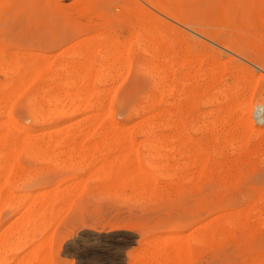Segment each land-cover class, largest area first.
I'll list each match as a JSON object with an SVG mask.
<instances>
[{
	"label": "bare ground",
	"instance_id": "obj_1",
	"mask_svg": "<svg viewBox=\"0 0 264 264\" xmlns=\"http://www.w3.org/2000/svg\"><path fill=\"white\" fill-rule=\"evenodd\" d=\"M93 1L94 0H73L69 5L73 6V10L76 15L88 18L93 16L103 18L106 22L105 25L101 24L102 27L97 29L95 27V30H92L94 32V34H92L93 37L88 38V36H86L88 39H86V37L83 40L79 38V40H75V43L71 42L72 45L66 48L60 57L55 58V60L50 61L49 57L43 54L41 55L27 52L22 54L23 61L20 65L18 59L11 63L7 62V60H5L2 56L3 51H0V75H3L4 77V80H0V118L2 116L6 118V121L0 122V212L3 209H9V218L12 221H8V225L0 223V264H57L54 250L55 231L52 229V226L54 223L57 224V222L61 219V217L60 219L57 218V213L60 212V214H62V210H67L69 212L74 201L86 192L84 178L86 179L88 177H85L84 173H82L83 176L81 175L80 171L82 168L93 170V173H91V170H89L90 172L85 173L87 174L86 176L90 175L89 180L91 182L92 179L94 181H99L107 189L117 192L119 190V193L125 191H122V189L128 188V192L145 196V199H147L146 197L159 199L166 193L167 196L170 195L171 197V193L177 191L182 192L185 190L183 189V186H178L177 181L182 184L192 182L194 178H197L198 180H209L212 179V177L214 178L217 173L220 175V172L215 173L213 170L209 169V166L212 165L211 158L214 153H212L211 157H209L203 149L199 148V150L197 149L194 153L190 151L192 148L186 149V146L189 145H186L187 141L184 139L187 137H185L187 132H182V134H180V137L182 135V149H180L182 150L181 158H190V161L187 163L183 161L178 169L172 170L167 164V150L169 148V145L167 144L168 135H164V137L162 135H157V133H161L163 130L167 131V121L164 122L163 120V122L161 121L159 124L152 123V120L150 121L148 117L145 116L146 106L145 108L142 105L141 106L143 108H135V106L128 111H122L123 119L121 121L115 120L112 102L105 104V101L103 100V95L107 93L109 94L110 90H101L102 88L99 89V86L98 89L101 90L99 91L97 86H105L108 84V81L112 82L119 79L121 77L120 72L122 70H125L124 72L127 70L128 73V70L133 68L131 67L132 61L130 60V57L132 58L135 53L137 54V49H151L149 46L152 43L154 46L157 45L158 49L161 47L165 50L167 49V44L160 40V38L157 40L156 37L153 38V36H151L158 28L156 29V24L151 22L153 19L150 21L148 19V21L143 20V23H138L139 25L136 24L137 26L135 24L132 25L133 43H136L135 46L137 49L134 50L129 46L126 50L122 51L116 45V40H113V37L111 36L112 31L108 28V25H111L113 22L122 21L131 26L130 19L133 13H131V11H133L132 9H134V7L130 10L129 8L131 7H129V5L127 6L125 2L126 7L122 9L123 4H119L121 5L119 8H121L122 11L118 12L116 17L114 16L113 18L112 16L114 14L110 16L106 11L98 12L96 3ZM131 1L135 2V0ZM144 1L165 18L168 17L175 23L182 25L190 33L200 36L204 34L206 37L209 36L208 38L211 39V42L218 45L223 50L225 49L232 53L235 52L238 57L246 59L255 64V66H260L264 70V61L258 57L259 55L256 56L255 53L253 56L248 55V53L244 50V45V48L240 45L242 44L240 41L238 42L236 39L234 40V38L231 39L230 37H225L222 32L223 30L220 28L219 29L221 31L215 30L216 26L219 27L227 24V27L235 28L239 32L253 31V23L258 21L260 22V26L264 32V0ZM98 2L100 1H97V3ZM51 4L53 3H50V5ZM27 9L28 8H26V10ZM140 10L141 9H139V11ZM60 11L62 10L60 9ZM134 11L136 15H133H135L136 19L142 18V13H137L136 10ZM30 12L32 14V11ZM51 12L52 11H50V13ZM53 14L58 16L56 11L55 13L53 12ZM53 14L52 17L57 18L53 16ZM68 15L64 13L63 16L68 17ZM217 16H222L227 19L225 21L220 20L217 22L216 19H214ZM246 16L249 18L253 17L251 18L253 22H250L251 24L245 22L246 24L243 25L244 22L240 23L238 20L242 18L247 19L248 17ZM37 17H39V15ZM236 17L239 18L237 20L238 23L237 21L232 23V19H237ZM249 18L248 21H251ZM59 19H61V17ZM64 19L66 20V18ZM64 19L62 18L61 20ZM70 19L68 21H70ZM143 19L145 18L143 17ZM211 20L212 22H210ZM213 23H215L214 26ZM53 24L54 22L52 25ZM78 29L84 32L83 35L87 31L82 28V26ZM35 33L36 36L33 37L36 40H40L45 35L44 31L42 32L40 29L36 30ZM206 33L207 35H205ZM143 34L147 35L143 36ZM58 40L59 38H55L51 43H56ZM141 52H146L148 54L147 51ZM146 53L145 55H147ZM14 56L19 55L14 54ZM96 56L100 58L99 63H96L95 61ZM117 56L122 58V61H119L118 59L120 58L117 59ZM140 60L142 59L140 58ZM191 60L190 58L187 60L188 64H193ZM165 63L166 62L163 64L164 67L162 66L163 68H161V65L160 68H157L158 66L155 65L160 79L158 80L160 81L162 88L166 86L165 84L168 80L167 66ZM183 63L182 65H184ZM202 63L203 62L199 61V59L197 60L199 69L200 65L203 66ZM134 64L135 63H133V65ZM19 68H21V72L17 73ZM134 69L136 68H133V70ZM216 71L217 68H212L211 74L209 75L200 73L201 70L195 74H192L191 71L186 72L183 77V82L178 89L179 98H188L189 96L195 94L193 93L194 91L192 93H186L185 91V86H188L191 83V80L201 81L209 77V79H214L215 81ZM112 72L115 74H111ZM222 79L225 80V78ZM234 85L235 84H233V86ZM254 87L255 86L251 87V89H254ZM108 88H111V86L106 89ZM164 91L161 92L165 93L166 91ZM238 93L240 94V92ZM161 96L163 97V94ZM21 97L26 99L21 103H23V108L28 111L30 119L28 120L27 118V120H31L32 122L31 125L28 126L18 125L17 122L10 119V112L13 106L12 104L15 100ZM146 97L147 96H145V98ZM104 99H106V101L110 100L108 97ZM255 108L262 112V108H264V97L255 103ZM177 109H179L177 111L179 116L178 114L177 116L180 117L179 119L181 120L183 119L182 115L184 116V112L186 111L183 110V107ZM136 118H139L140 120L131 123ZM154 121L155 120H153V122ZM181 122L184 123V121ZM247 123H245L244 126ZM247 126L248 130L246 132L243 130L244 133L237 137L239 140V144H237L239 145V148L237 147L239 151H245L248 147V143H250L249 138L250 133L253 131V127L249 125ZM7 127L12 128L13 132H11ZM213 127L215 130L216 128L221 130L222 135H220L219 139L221 138V140L226 142H229L230 140L231 143L233 140L232 134L235 132L232 134L230 133L231 128L226 126L225 118H222L219 124H215ZM204 130L206 129L204 128ZM134 134H136L139 138L136 139ZM231 146L234 147V145ZM258 148L259 150L264 149V139ZM139 149H141V152ZM193 150L194 149H192V151ZM139 158H142L143 162H148L149 160H159L161 161V164H149L150 172H148L140 167L137 162ZM21 159L25 162L33 163L34 167L25 171V168L19 166V160ZM188 164L196 165L197 171L188 173ZM38 165L40 166L37 167ZM57 168H62L64 171H74L70 178L61 181L64 183H62L63 185H61V183L53 184L54 176L51 172L55 171V169L58 170ZM98 191L100 194L101 190ZM117 192H115V194H118ZM123 193L126 194L125 192ZM242 196L244 197V194ZM122 198L127 200L128 197L125 198L123 196ZM142 199L144 200V197ZM261 201H263V199ZM132 202L134 201L132 200ZM155 204L157 205V203ZM207 208L209 210V217H206L207 219L205 220L198 219L197 221H193L192 224L195 227L189 231V234L184 236L175 234L170 237H165L164 235L165 239L163 240L147 239L148 241L144 243L145 248L142 252H140V256L138 255V257L133 260L130 258V260H132L130 264H237L238 259L240 258H243L244 260L239 264H264V250H261L262 247L256 248L255 244H253L247 249L245 247L241 249L240 246L243 244L239 241L240 244L236 245L237 247L240 245L238 247L240 253H238L237 257L233 256V253L229 252V248L227 247L231 244L233 245L235 241L239 239H245L247 241H251L252 243H259L262 240L261 237L263 236L261 234V229L264 227V218L262 217L264 214V208L262 206L261 209L251 211V208L249 209L248 206L244 205V208L239 211H236V207V212L229 211L231 213L218 215L219 213L217 214V211L219 206L214 200L207 206ZM173 226L174 225H171V227H169L170 231L175 230L176 226ZM236 230L242 233V237L235 236L234 231ZM88 234L95 236V233L93 232ZM86 238H88V235ZM203 245L207 246L211 250L212 257H207V259H201L200 262H196L194 260V257L196 256L195 252Z\"/></svg>",
	"mask_w": 264,
	"mask_h": 264
},
{
	"label": "rangeland",
	"instance_id": "obj_2",
	"mask_svg": "<svg viewBox=\"0 0 264 264\" xmlns=\"http://www.w3.org/2000/svg\"><path fill=\"white\" fill-rule=\"evenodd\" d=\"M13 1L15 0H0V51H3V58H5V60L10 63L18 59L21 65V62L23 61L22 54L27 52L46 55L49 57L50 61H53L55 60V58L60 57L63 51L66 48L70 47L73 42L75 43V40H79V38L83 40L86 36H88V38L93 37L92 34H94V32L92 30H95V27L96 29L100 28L106 23L105 19L103 18L94 16L88 18L76 15L73 10V6L69 5L73 0ZM97 1L100 2L97 3ZM93 2L96 3L98 12L106 11L110 16L114 14L112 16L113 18L114 16L116 17V14L118 12L122 11L121 8H119L122 4V9L126 7L125 2L127 6L129 5V7H131L129 8L130 10L134 7V9H132L133 11H131V13L133 12L132 16H134H131V19L133 18L132 20L130 19L131 26L122 21L113 22L111 25H108V28L112 31L111 36L113 37V40H116V45L122 51L126 50L129 46L134 50L137 49L135 46L136 43H133L132 25H139L141 22L143 23L144 21H148V19L149 21L153 19L151 22H154L156 24V29L158 28L152 33L151 36H153V38L156 37L157 40H159L160 38V40L164 41L167 44H165L167 46V49L165 50H163V48L161 47H159L158 49L157 45L154 46V44L152 43L149 46L151 47V49L149 47V49H137V54L135 53L132 58L130 57V60L132 61L131 67L136 69L133 70V68H130V70H128V73L127 70L126 72H124L125 70H122L120 72L121 77L115 81H112L113 83L111 81H108V84L105 86H97V89L100 86L99 89L102 88L101 90H110L109 94L106 92L107 94L103 95V100L105 101V104H109L110 102H112L113 110L115 113V120L121 121L123 119L122 111H128L135 106V108H145L146 106L145 116L148 117L150 121L152 120V123L159 124L161 123V121L163 122V120L164 122L167 121V131L161 129L163 131L159 130L161 131V133H157V135H162L163 137L164 135H168L167 144L169 145V148L167 150V156L169 160L167 159V164L169 165V167H171L172 170L178 169L183 161L185 163L190 161V158H181L182 135L180 137V134H182V132H187V134L185 135V137H187L184 139L187 141V143L185 141L186 145L189 144L190 147L188 145L186 146V149H194L193 151L192 149L190 150L192 153L197 151V149L199 150V148L203 149L209 155V157H211V154L214 153L212 154L213 159L211 158L212 165L209 166V169L213 170V172L215 173L220 172V175H218L217 173V175L214 176L216 180L213 177L209 180H198L197 178H194L192 182H186L182 184L177 181L178 186H183V189L185 190H183L182 192H173L171 193V197L170 195L167 196L166 193L159 199L153 197H146L147 199H145V196L128 192V188L122 189V191L125 190L123 192H125L126 194H124L123 192L119 193V190L117 192L111 189H107L99 181L95 180V182L92 179L91 182L89 180L90 175L86 176L87 174H85L90 172L89 170L91 169L82 168V170L80 171L81 175L83 176L82 173H84L85 177H88L86 178L87 180L82 177L84 178L86 192L74 201L73 205L71 206L72 210L68 209L70 213L67 210H64L65 213L62 210V214L58 212V215L56 214L58 216L57 218L60 219L61 217V219L57 222V224L54 223L56 227L53 225V228L52 226V229H54L55 231L54 250L55 260L57 264H130L132 260L138 257L140 252H142V250L145 248L144 243H146L148 240H163L165 239V237H170L175 234L181 236L189 234V231L195 227L192 224L193 221H197L198 219L205 220L207 219L206 217H209V210L207 206L214 200L218 203L219 206L217 211V214L219 213L218 215L239 211L244 208V205L248 206L249 209L251 208V211L261 209V206L264 208V149L259 150L258 148L261 145L262 140L264 139V108H262V112L258 111L257 108H255V103L257 101H260L264 97V70L260 66H255V64L251 63L250 61L238 57L236 55L237 53L235 52L232 53L225 49L223 50L221 47L211 42V39L208 38L209 36L206 37L204 36V34L200 36L190 33L182 25L175 23L168 17L165 18L154 8H151V6H149V4L144 0H135V2H132L131 0H94ZM23 3H25L26 5ZM50 3L53 4L50 5ZM26 8L28 9L26 10ZM60 9L62 11H60ZM139 9L141 10L139 11ZM134 10H136L137 13H142L143 16L142 18H139L140 20L136 19ZM30 11H32V14ZM50 11L52 12L50 13ZM55 11L58 16L60 14L59 17L53 14V12L55 13ZM64 13L70 15L66 17L63 16ZM52 14L57 18L52 17ZM38 15L40 18L37 17ZM60 17L61 19L66 18V20H61L59 19ZM143 17L145 19H143ZM236 18L237 19L234 20L231 18L232 23L239 19L238 17ZM248 18H242L238 21L240 23L244 22L243 25L247 22H253V20H251V18L253 17L249 18L251 21H248ZM34 19L38 21H35ZM69 19L70 21H68ZM214 19H216V21L218 22L220 20L225 21L227 18L217 16ZM212 20L210 22H212ZM131 21L133 22V24ZM53 22L54 24L52 25ZM67 23H69L70 25ZM214 24L215 23H213V26ZM253 24L255 31L253 30L239 32L235 28L227 27V24L219 27L216 26L215 30H223L222 32L225 37L227 36L231 39H236L238 42L240 41V43L242 44H239L242 45V47L244 45L245 48H243L248 53V55H259L258 57L262 61H264V32L262 27L260 26V22L255 21V23ZM81 26L82 28L87 30L84 35V32L78 29L81 28ZM38 29H40V31L42 32L44 31L45 33L44 37L40 40H36L33 37L36 36L35 32ZM146 35L147 34H143V36ZM205 35H207V33ZM55 38H59L58 42L51 43ZM88 38L86 37V39ZM141 51L149 52L148 54L145 52L147 54L145 55V53H142ZM14 54H18L19 56H14ZM118 58L120 57L117 56V59ZM140 58L142 60H140ZM189 58L190 60L192 59L191 61L193 62V64H188L187 60ZM120 59L118 60L122 61V58ZM134 59L137 60L135 61ZM198 59L199 61L203 62V66L200 65V69L198 67L199 64H197ZM99 60L100 58L96 56V63H99ZM193 60L196 61L194 62ZM164 62H166L165 64L167 66L168 80L165 84L166 86L162 88V85L159 81V76L157 74V68H160V65L161 68H163ZM133 63L135 64L133 65ZM182 63L184 65H182ZM155 65L158 67L156 68ZM212 68H217V71L215 73V81L214 79H209V77L201 81L191 80V83L188 86H185V91L186 93H192L194 91L193 93L195 94L189 96L188 98H179L178 89L183 82V77L186 72L191 71L192 74H195L200 72L201 70L200 73L209 75L211 74ZM20 69L21 68L17 70V73L21 72ZM114 72H112L111 74H115ZM144 72L146 75L144 74ZM225 76L228 78H226ZM0 77L1 81L4 80L3 75H0ZM222 78H225V80ZM233 84H235L236 86H233ZM109 86H111V88L106 89ZM253 86H255L254 89H251V87ZM161 91H164L165 93H162ZM218 91L221 92L222 95ZM238 92H240V94ZM160 93L163 94V97ZM237 93L239 96L237 95ZM145 96L147 97L145 98ZM107 97L110 100L107 99L108 101H106V99H104ZM149 98L152 99L150 100ZM17 100L14 101L15 104H12L13 106L10 112V119L17 122L18 125L21 126L31 125V120L28 121L30 119L28 111L23 108V103H21L26 99L24 97H21ZM17 104L20 108L17 106ZM15 106H17L18 108ZM181 107H183V110L186 112H184V116L182 115L183 119L180 120V117H178L179 113L177 112L179 109L177 108ZM222 118H225L226 126H228V128H231L230 130L226 127L228 130H230V133L232 134L233 132H235L234 134H232V141L234 143L232 141L230 143L229 139H231L232 137L228 139L229 142L223 141L221 140V138L219 139L220 135H222V132L217 128L215 130L213 127L215 124H219ZM136 119H134L131 123L140 120L139 118ZM153 120H155L156 122H153ZM4 121H6V118L2 116L0 118V122ZM181 121H184V123ZM209 121H212L213 123H210ZM245 123L247 124L244 126ZM247 125L253 127V131L250 133L249 138L250 143H248V147L245 151H239V145H237L239 144V140L237 139V137L248 130ZM7 128L11 132H13L12 128ZM193 128L195 129V131ZM198 128L200 129V131ZM204 128L206 130H204ZM192 131L194 132L191 133ZM134 137L136 139L139 138L138 136H136V134H134ZM231 145H234V147ZM139 151L141 152V149H139ZM137 162L139 163L141 168L145 169L148 172H150L149 164H161V161L159 160H149L148 162H143L142 158H139ZM230 163L233 165L235 163V165L233 166ZM19 166L25 168V171H28L30 168L34 167V164L25 162L23 159H21L19 160ZM39 166L40 165H38L37 167ZM70 171L71 170L64 171L62 168H60L58 170L55 169V171L51 172V174L53 173L54 176L53 184L61 183V185H63L64 183L61 181L70 178L72 173L74 172L73 170L71 172ZM92 171L93 170H91V173H93ZM194 171H197V166L188 164L187 172L192 173ZM226 179L229 181H227ZM86 182H89L88 185ZM98 190H101L100 194L98 193ZM115 192H117L119 196L118 194H115ZM103 193L106 194L104 195ZM243 194L244 197L242 196ZM123 196L125 198L128 197L127 200L123 199ZM133 197L137 200H135ZM143 197L144 200L142 199ZM261 198L263 199V201H261ZM130 199H132L134 202H132V200ZM155 203H157V205ZM236 207L237 209L235 211ZM9 214V209L1 210V224L8 225L9 222H12L9 218ZM263 215L262 217L264 218ZM171 225H174L173 227L176 226L174 231L169 230V227H171ZM90 232L95 233V236L88 234ZM86 234L88 235V238H86ZM234 234L236 237H242V233L238 230L234 231ZM261 234L263 237H261L262 240L259 243H252L251 241H247L245 239L236 240L233 245L231 244L230 246H227L229 248V252L233 253V256L237 257L238 253H240V251L238 250V247L240 245H238V247L236 246L237 244H240L239 241H241V244H243L240 246L241 249H243V247L247 249L251 245L255 244L256 248L262 247L261 250H264V227H262L261 229ZM133 254L135 257L133 256ZM195 255L194 260L196 262H200L201 259L212 257V252L207 246L203 245L195 252ZM130 258L132 260H130ZM243 260V258L238 259L237 264L241 263V261Z\"/></svg>",
	"mask_w": 264,
	"mask_h": 264
}]
</instances>
